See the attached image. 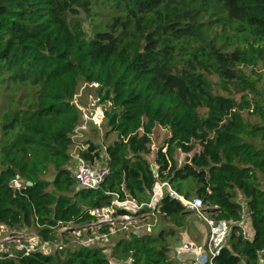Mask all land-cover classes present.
Returning <instances> with one entry per match:
<instances>
[{"label": "trees", "instance_id": "16d2710c", "mask_svg": "<svg viewBox=\"0 0 264 264\" xmlns=\"http://www.w3.org/2000/svg\"><path fill=\"white\" fill-rule=\"evenodd\" d=\"M82 83L95 85L105 136L116 133L81 142L77 161L103 151L109 169L96 188L77 187L70 166L77 127L91 122L75 102ZM0 85L11 97L0 104V226L53 247L11 243L0 264H190L171 252L204 222L167 187L228 222L215 264H260L264 0H0ZM156 126L168 136L151 160ZM113 193L143 204L115 206L139 219L128 230L94 223L92 209L110 206ZM68 224L80 234L61 229ZM102 233L107 241L81 242Z\"/></svg>", "mask_w": 264, "mask_h": 264}, {"label": "rangeland", "instance_id": "374dc122", "mask_svg": "<svg viewBox=\"0 0 264 264\" xmlns=\"http://www.w3.org/2000/svg\"><path fill=\"white\" fill-rule=\"evenodd\" d=\"M84 16V14H81ZM84 29L87 32L88 36L92 35V30H91V24L89 23L88 20L84 21ZM6 86L0 85V104H2L3 108H6V102L11 100V97H8L7 92H6ZM13 92V95L17 98L20 96V91L17 90L16 92L14 90H9L8 92L11 93ZM6 92V93H5ZM7 94V95H6ZM239 93H234V96L238 99L239 98ZM75 102L78 105V107L82 110L83 113L89 114L90 112H94L96 110H99L103 114V108L104 106L99 103V98L95 94V85L94 84H87V83H82L78 89V92L76 93L75 96ZM94 105V106H93ZM104 115V114H103ZM252 119H258L257 117ZM89 121V120H87ZM90 124V125H89ZM96 126V131L94 132L92 130L91 125ZM108 131V127L105 124V120L101 121H96V122H86V125H83L81 128L80 126L77 127L76 134L74 136L75 143H73L70 147V154L72 156V159L70 161V166L71 168H74V165L77 164V155L79 154V150L82 147H85L81 144V142L84 139L91 138V139H97V142L100 144L102 141L109 142L110 140L114 139L116 136L115 132H108V137L105 136V133ZM168 136V131L165 128H162L160 126H156L154 128L153 134L151 135V149L152 152L148 155L149 159H153L155 155V151L157 147L162 145L164 143L165 138ZM198 150V147L195 149ZM190 155V154H189ZM178 163H182L185 159V154L177 151L175 155ZM105 162V158L103 155V151L100 154V158L95 159L92 163L95 166H100L101 163ZM261 180V185L264 187V177L260 178ZM119 206L125 207L129 210H132L133 207L128 204V203H120ZM249 219L245 217L242 221V225L244 228V231L247 236H251L253 234V230L251 228V225L249 226ZM70 229L71 234L75 236L74 232H77V229H73L74 226L71 224H68V226H65L64 228L61 229ZM158 228V226L155 227V229ZM143 231H149V227L143 228ZM78 234V233H77ZM250 234V235H248ZM204 237L207 238V235ZM76 238V237H75ZM182 237H180L177 241H180ZM15 243L16 248L20 249L22 247H25L27 250H32L34 248H38L41 251L47 253L50 250H52L50 244L44 242V243H39L37 236H34V234H25V231H14V230H9L7 229L4 225L0 226V251H6L9 248V244ZM59 244V243H58ZM56 244V245H58ZM55 245V246H56ZM108 252V250H106ZM111 264H128L126 262L118 263L115 260H111Z\"/></svg>", "mask_w": 264, "mask_h": 264}, {"label": "built area", "instance_id": "2783aa9c", "mask_svg": "<svg viewBox=\"0 0 264 264\" xmlns=\"http://www.w3.org/2000/svg\"><path fill=\"white\" fill-rule=\"evenodd\" d=\"M94 113L95 111L90 112L89 114L83 113V117L85 120L84 122H86L87 120L96 122L93 119ZM83 125L86 124L82 123L78 126L82 128ZM108 171L109 169L105 162L101 163L100 166H95L91 161L79 159L77 161V164L74 165V168H72V175L74 177L77 187L96 188L101 184ZM167 188L171 196L178 199V201L185 207L186 210L193 211L194 214L199 219H201L208 228V237L205 248L194 254L190 264H215L213 262V258L215 255H217L225 241L226 235L229 230L228 222H226L224 219H217L209 215L208 212L205 211L207 207L204 205L200 197L195 196L191 199H187L182 195H179L174 192L172 189H170V187ZM113 195V203L110 206L92 209L91 213L96 215L97 217V220L94 223H109L113 225L117 221H119L120 223L125 222L123 228L128 230L129 227H127V225L131 224L132 221L135 222L139 219H133V217L129 214L114 215L115 206L119 205L120 203H128L133 207L131 211H135L137 209H140L143 204H138L133 199H127L125 201L119 202L118 194L113 193ZM153 197L154 195H152L151 200L148 203H145L146 206L152 207ZM111 231H114V229L111 228ZM142 231L143 229H141L140 226H134V232L139 233ZM74 233L76 235H79L80 231ZM107 239V234L102 233L82 238L81 242L85 245H90L96 243L99 240L107 241ZM183 247L188 250H193V246L188 243H183Z\"/></svg>", "mask_w": 264, "mask_h": 264}, {"label": "crops", "instance_id": "0c3cea01", "mask_svg": "<svg viewBox=\"0 0 264 264\" xmlns=\"http://www.w3.org/2000/svg\"><path fill=\"white\" fill-rule=\"evenodd\" d=\"M204 234L208 237L207 226L204 223L196 224V228L191 230L190 236H183L182 239L176 243L174 253L171 252V255L180 261L190 262L196 252H199L205 248L207 238L204 237ZM183 243H188L193 246V250L184 248ZM260 264H264V252L263 256H261Z\"/></svg>", "mask_w": 264, "mask_h": 264}, {"label": "water", "instance_id": "95a60500", "mask_svg": "<svg viewBox=\"0 0 264 264\" xmlns=\"http://www.w3.org/2000/svg\"><path fill=\"white\" fill-rule=\"evenodd\" d=\"M104 115L102 114V112H100L99 110H96L95 111V113H94V115H93V119L95 120V121H101L102 120V117H103ZM152 169H153V171H154V173H156V171H157V169H156V166L155 165H152ZM28 184H31V182L30 181H28L27 182ZM214 208L213 207H207L206 209H205V211L206 212H210V211H212Z\"/></svg>", "mask_w": 264, "mask_h": 264}]
</instances>
